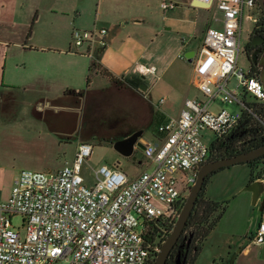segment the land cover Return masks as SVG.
<instances>
[{"label": "built area", "instance_id": "built-area-1", "mask_svg": "<svg viewBox=\"0 0 264 264\" xmlns=\"http://www.w3.org/2000/svg\"><path fill=\"white\" fill-rule=\"evenodd\" d=\"M203 1L219 9L223 21L207 28L195 57L203 95L187 98L179 114L159 125L162 135L143 149L148 167L131 176L117 163H104L89 186L82 165L93 145L81 140L73 161L57 170L21 169L9 196L0 198V264H151L165 239L161 235L151 240L144 219L178 216L182 197L209 157L203 130L222 133L241 115L226 106L216 109L213 103L249 108L243 90L264 98L260 76L250 66L238 67L244 12L255 18L254 0ZM175 4L162 2L165 8ZM106 32L105 26L75 27L72 41L86 44L85 52L95 61ZM147 69L153 72L156 66ZM16 214L23 217L24 233L13 223ZM252 240L264 242V221L252 232Z\"/></svg>", "mask_w": 264, "mask_h": 264}, {"label": "crops", "instance_id": "crops-1", "mask_svg": "<svg viewBox=\"0 0 264 264\" xmlns=\"http://www.w3.org/2000/svg\"><path fill=\"white\" fill-rule=\"evenodd\" d=\"M163 1L0 0V102L36 103L42 115L48 109L78 108L79 104L70 99L83 95L85 99V92L96 86V76L102 78L99 66L145 96L153 92L165 93L168 98L178 95L181 106L187 98L201 97L193 87L198 88L195 68L184 71L175 60L185 50L192 59L197 38L204 40L209 27L204 10L213 9L214 24L210 26L223 25L222 12L203 0H167L176 3L168 8L162 5ZM94 26L107 28L105 44L97 47L95 61L85 52L86 44L77 46L72 41L75 27ZM81 58L89 61L82 62ZM61 64H66L65 71L86 78V86L65 84L64 96L72 98L68 96L63 101L47 88L58 85L53 78L62 73ZM151 65L156 66L153 72L147 69ZM136 74L142 80H136ZM142 84L145 89L139 88ZM166 104L164 97L157 103L162 119L159 125L177 115L170 113ZM213 107H224V101L216 100ZM51 131L55 135L73 133L55 126ZM161 135L159 131L155 138L148 139L143 134L141 138L157 141ZM140 163L142 170L149 165L147 160ZM250 175L247 162L222 167L211 175L207 196L229 203L205 239L197 264H264V242L252 240V232L264 221V177L250 181Z\"/></svg>", "mask_w": 264, "mask_h": 264}, {"label": "rangeland", "instance_id": "rangeland-1", "mask_svg": "<svg viewBox=\"0 0 264 264\" xmlns=\"http://www.w3.org/2000/svg\"><path fill=\"white\" fill-rule=\"evenodd\" d=\"M212 13L213 9L204 10V17H208L207 27L214 24ZM253 25L254 19L249 17V10L246 9L242 26V45ZM202 45L203 37H198L197 42L193 45L196 53L192 59L186 56L185 50L182 52L183 55L175 60V64L181 63L184 71L192 69L195 57ZM87 59L81 58V61L86 62ZM65 65L61 64L62 73L53 78L58 81V85L47 86V88L55 91L57 97H60L58 98L60 101L69 96H64L65 84H83L86 86V78L81 77L80 74L76 76L65 71ZM82 65H86V63H82ZM249 65L248 55L241 48L238 56V67L247 69ZM97 68L102 78L99 79L96 76V86L85 92L87 94L85 99L84 95L80 99L74 98V96H72L73 99H70L72 98L71 95L68 97L72 103L79 104L78 108L62 107L60 111L48 109L44 111L46 115H42L43 113H41V109L36 107V103L29 104L27 101L8 103L6 100L0 102V170L2 169L0 198L9 196L13 181L21 169L34 168L54 171L64 164L72 162L80 140L90 141L93 145L92 153L82 165V175L85 183L89 186L95 184L96 169L104 163L109 165L117 163L131 175L142 170L143 165L140 161L147 160L143 149H136V158H134L120 153L114 147L113 142L140 128L144 130V137L155 138L159 132V123L162 120L157 103L164 97L167 103L165 107L167 106L168 111L172 114H179L183 106H181V99L178 95H170L168 98L165 93L155 94L153 92L151 96L136 93L123 80H117L111 75H106L100 66ZM136 76V80H142L141 75L136 74ZM46 80L51 82L49 78ZM152 80L147 79L148 82H153ZM235 82L236 76L234 75L231 84L235 85ZM38 83L36 82L37 85ZM193 87L197 94L203 95L199 88ZM159 89L161 90V87ZM239 89L242 91L241 87ZM224 106L235 112L242 110L237 103L224 102ZM53 126L67 128L69 131L73 130V133L55 135L51 131ZM203 137L210 143L215 138V133L205 129L203 130ZM12 220L24 233L22 215L16 214ZM197 259L198 257L195 264H197Z\"/></svg>", "mask_w": 264, "mask_h": 264}, {"label": "trees", "instance_id": "trees-1", "mask_svg": "<svg viewBox=\"0 0 264 264\" xmlns=\"http://www.w3.org/2000/svg\"><path fill=\"white\" fill-rule=\"evenodd\" d=\"M95 64L98 65L97 62ZM105 73L111 75L107 71ZM242 95L249 108L241 110V115L234 125L222 133L215 134V138L209 143L208 159L234 155L264 144V98L252 97L246 90L242 91ZM242 162H247L251 166L250 181L264 177V154ZM216 170L206 176L192 212L166 264H177L178 251H181V264H195L204 240L226 210L228 200H215L206 194L210 177ZM186 197L187 194L182 197L181 206ZM176 218L175 215L174 217L144 219L148 237L153 240L163 235L162 240H164L171 232ZM157 253L153 254L151 264H154Z\"/></svg>", "mask_w": 264, "mask_h": 264}, {"label": "water", "instance_id": "water-1", "mask_svg": "<svg viewBox=\"0 0 264 264\" xmlns=\"http://www.w3.org/2000/svg\"><path fill=\"white\" fill-rule=\"evenodd\" d=\"M203 3L202 0L197 1ZM263 6H264V2ZM188 57L190 56L188 53L186 54ZM262 82L264 84V74L261 76ZM140 89H145V85H140ZM143 134V129H137L131 134L116 139L113 142L114 147L123 155L126 156H133L136 158L135 151L137 148L144 149L147 141L143 140L141 138ZM264 154V144L254 147L250 150L243 151L234 155L224 156L216 159H208L205 162L201 164L198 170V175L195 180V182L192 184L187 197L181 206V209L179 211V214L174 222L173 228L169 235L165 238L164 242L162 243L154 264H166L167 258L178 241L183 228L192 212V209L195 205L197 196L199 194V191L201 190L206 176L212 172L213 170L219 169L221 167H225L234 163L242 162V161H248L250 159H253L257 156H260ZM177 264H181V251H178L177 257H176Z\"/></svg>", "mask_w": 264, "mask_h": 264}, {"label": "flooded vegetation", "instance_id": "flooded-vegetation-1", "mask_svg": "<svg viewBox=\"0 0 264 264\" xmlns=\"http://www.w3.org/2000/svg\"><path fill=\"white\" fill-rule=\"evenodd\" d=\"M264 0H254L257 14L254 25L245 43L242 45L248 55L250 67L261 76L264 74ZM253 70V71H254ZM138 149V148H137Z\"/></svg>", "mask_w": 264, "mask_h": 264}]
</instances>
